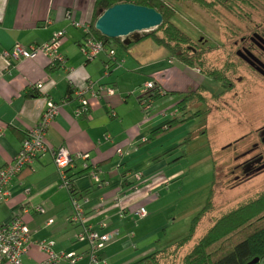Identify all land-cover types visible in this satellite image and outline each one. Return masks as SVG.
<instances>
[{"label": "crops", "instance_id": "crops-1", "mask_svg": "<svg viewBox=\"0 0 264 264\" xmlns=\"http://www.w3.org/2000/svg\"><path fill=\"white\" fill-rule=\"evenodd\" d=\"M95 7L96 0H0V170L17 156L27 134L45 113L48 100L60 105L46 142L74 157L65 173L74 180V197L83 203L87 225L101 234L117 233L100 252V264H137L175 242L167 240L162 229L170 224L166 212L174 210L183 189L174 191L181 173L176 168L187 154L172 158L179 151L176 142L180 139L175 140L173 134L185 123L180 119L182 113L204 111L207 115L195 118L205 119L204 125L190 133L195 137L208 134L217 121L211 111L214 94L197 68L171 57L149 39L133 41L126 49L120 43H128L121 38L88 60L85 27L93 21ZM59 32L65 33L59 47L63 63L53 64L42 54L20 61L2 56L16 45H43ZM150 82L167 94L148 111L140 97ZM39 83L42 88H33ZM90 83L93 89L85 94L88 111L77 117V93ZM105 89L114 94L106 95ZM191 93L203 100L190 99L183 112L180 103ZM168 125L169 130H163ZM215 147L210 151L212 159ZM91 171L97 173L99 182L89 175ZM8 189L10 200L0 206V224L17 218L28 227L31 243L22 264L47 261L39 246L42 242L53 243L57 253L75 257V261L57 264L89 263L87 242L79 239L82 228L70 221L72 193L63 187L50 155H40L12 179ZM38 207L43 211L38 212ZM141 208L148 213L145 219L136 215Z\"/></svg>", "mask_w": 264, "mask_h": 264}, {"label": "rangeland", "instance_id": "rangeland-1", "mask_svg": "<svg viewBox=\"0 0 264 264\" xmlns=\"http://www.w3.org/2000/svg\"><path fill=\"white\" fill-rule=\"evenodd\" d=\"M247 1L232 0V4L228 2L227 5L225 0H204L202 5L193 0L171 2L177 9L173 22L192 39V46L202 52V59L195 62L193 67L202 74L213 72L224 79L232 77L233 81L229 82L233 86L226 90L209 77L204 80L209 92L218 96L213 98L211 109L212 117L217 121L208 134L193 136L194 142L187 143L189 133L201 129L200 126H203L206 120L190 118V113L181 114L180 119L185 123L182 128L174 131V139H180L176 142L179 143V151L172 158L182 155L183 152L187 155L181 157V163L176 168L181 173L174 191L181 186L183 189L176 197L174 210L169 209L166 212L171 216L170 224L162 229L165 230L167 240L178 241L186 237L194 219L207 204L214 178V158L216 180L213 201L210 210L200 222L197 236L202 237L223 216L239 210H243V214L247 212L245 217L258 212L262 213V216L253 226L254 230L243 228L238 233L235 232L229 237L230 240L224 242V247L227 241L233 243L240 237L264 228V170L259 166L264 162L254 165L252 174H257L251 178L243 175L244 166L252 162L256 155L250 154V149L259 143L257 130L264 126V92L251 80L238 81L244 73L240 70V73L237 72L236 65H233L232 69L229 68L231 61L236 60L232 52L233 42L229 37L232 30L241 24V14L248 6ZM153 31H156L157 36L163 37L161 30H151L146 35ZM190 106L196 108L194 104ZM201 107L206 110L205 106ZM232 138H237L239 142ZM214 147L216 154L212 159L210 151H213ZM176 215H179V219ZM174 219L177 220L175 223ZM187 253V250L180 251L172 258L167 257L170 261L164 263L179 264L177 261L184 259ZM171 259H177L176 263Z\"/></svg>", "mask_w": 264, "mask_h": 264}, {"label": "trees", "instance_id": "trees-1", "mask_svg": "<svg viewBox=\"0 0 264 264\" xmlns=\"http://www.w3.org/2000/svg\"><path fill=\"white\" fill-rule=\"evenodd\" d=\"M172 1L175 3L179 0H96V10L94 13L93 21L87 27L88 32L85 33V43L89 37H92L94 40L102 43L104 48L103 52H105L107 50V46L111 42H121L120 38L111 39L101 35L98 31H96L95 23L96 20L101 16L102 11H105L118 4H135L139 6H145L155 9L163 16V24L157 29H154L163 31V37L157 36L155 33L156 31H153L145 37L140 38L137 43L145 39L152 40L157 45L164 47L170 53L171 57L176 58L186 66L193 67L195 62L202 59V52L192 46V39L173 22V18L177 14V9L176 6L171 3ZM193 1L199 5H202L204 2V0ZM134 43L136 42L132 41L127 45L122 42L120 44L127 49L130 48ZM207 74L203 73L202 75L211 78L213 81L220 84L223 89L228 90L231 88V86L228 85L229 80H227V78L224 79L223 77L217 76L216 73L213 72ZM166 94L167 93L161 87L155 85L153 89L147 90L146 92H143L141 94L140 102L143 107H146L148 105L152 106L157 99L165 96ZM194 96V93L184 96L183 100L180 103L181 111H186V106L190 99L195 98L197 103L200 100H203L202 97ZM213 98H218V96L213 95ZM150 109L151 107L148 109V111ZM204 113L205 115H207L205 111L203 113L197 112L190 118H197L200 114ZM169 126L170 125L166 126L164 130H169ZM192 137V133H190L187 143H190L193 140ZM236 142H239V140H237ZM243 172L244 177L250 178L257 174V172L252 174L253 169L245 170ZM215 180L216 171L214 163V178L209 199L205 207L198 213V216L194 219L188 235L183 239L175 241L172 244L166 246L162 250H156L148 254L137 264H165L164 262L170 261L166 259L167 257L172 258L180 251L185 250H187L188 253L184 257V259H182L181 261H177V259H171V261L173 263H176L177 261L179 262V264H251V262H253L255 259H258V262L255 264H264V228L258 232L256 231L247 236L240 237L233 243L227 241L225 247L223 246L224 242H226V240L229 239L231 235L233 236L235 232L238 233L240 230H243V228H253L252 230H254L255 227L253 226H255V224L259 222L262 216V213L260 212L254 213L253 215L250 214V216L248 217H245V214H247V212L243 214V210L233 212L230 215H225L220 220H218L213 228H210L206 234H204L202 237L197 236L200 222L201 220H203V216L211 208L210 206L213 201ZM71 193L72 196L77 195V192L74 189V180L72 179Z\"/></svg>", "mask_w": 264, "mask_h": 264}, {"label": "built area", "instance_id": "built-area-1", "mask_svg": "<svg viewBox=\"0 0 264 264\" xmlns=\"http://www.w3.org/2000/svg\"><path fill=\"white\" fill-rule=\"evenodd\" d=\"M76 26L78 24L74 23ZM88 27V26H87ZM87 27L85 32L87 33ZM64 32L54 34L51 40L43 45L31 46L25 48L21 45H16L10 51H4L2 56L7 59L20 61L21 59H32L39 54L48 57L53 64L63 63L64 59L59 53V47L63 38ZM104 51L101 42L89 37L84 45V52L88 60L95 59L101 52ZM155 83H147L143 92L153 89ZM33 88H42V83L35 85ZM93 89V83H90L86 90L77 93L79 108L76 110L77 117L83 116L89 108V102L85 97L88 90ZM106 95L112 96V89H105ZM59 106L52 100H48L47 109L43 114L37 126L32 129L22 143L21 149L12 163L0 170V206L10 200V192L8 186L12 179L21 174L25 169L30 168L40 155L48 154L53 159V162L60 172L62 185L67 190L71 191V180L67 177L65 171L74 163V157L66 150L55 149L47 144L46 133L58 113ZM148 105L145 109H149ZM79 157V156H77ZM87 158V155L84 156ZM88 166H86L87 168ZM89 175L96 182H99V177L94 171L89 172ZM28 192V191H27ZM73 214L70 218L71 223L79 225L82 230L79 239L86 241L88 245V264H100L102 259L100 252L105 246L113 241L117 233L101 234L92 226L87 225V217L85 215L83 203L74 196L72 197ZM38 212H42L43 208L38 207ZM147 211L144 208L139 209L136 215L140 219L147 217ZM123 215H121L122 217ZM30 232L28 227L21 219H13L8 224H0V264H22L24 256L30 248ZM40 248L46 252L47 261L42 264H57L61 261H75L73 254L57 253L53 250V243L42 242Z\"/></svg>", "mask_w": 264, "mask_h": 264}, {"label": "flooded vegetation", "instance_id": "flooded-vegetation-1", "mask_svg": "<svg viewBox=\"0 0 264 264\" xmlns=\"http://www.w3.org/2000/svg\"><path fill=\"white\" fill-rule=\"evenodd\" d=\"M228 2L232 4V0H225L226 5ZM247 2L248 6L241 14V24L232 30L229 37L233 42L232 52L236 58L235 61H231L229 68L232 69L233 65H236L237 72L240 70L244 73L240 75L238 81L251 80L264 92V0ZM227 80L233 81L232 77H228ZM228 85L233 86L231 82ZM259 129L257 130L259 143L250 149V154L256 155L252 162L244 166V171L252 170L255 164L264 162V126ZM259 166L264 170V163Z\"/></svg>", "mask_w": 264, "mask_h": 264}, {"label": "water", "instance_id": "water-1", "mask_svg": "<svg viewBox=\"0 0 264 264\" xmlns=\"http://www.w3.org/2000/svg\"><path fill=\"white\" fill-rule=\"evenodd\" d=\"M163 24V16L155 9L135 4H118L105 11L96 20L95 29L101 35L118 39L126 43L138 41L151 30ZM258 262L255 259L251 264Z\"/></svg>", "mask_w": 264, "mask_h": 264}]
</instances>
